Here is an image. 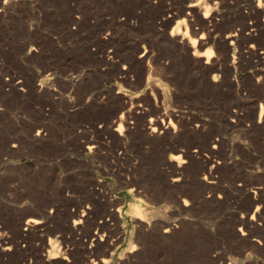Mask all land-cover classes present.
<instances>
[{"label": "rangeland", "instance_id": "1", "mask_svg": "<svg viewBox=\"0 0 264 264\" xmlns=\"http://www.w3.org/2000/svg\"><path fill=\"white\" fill-rule=\"evenodd\" d=\"M8 1L0 7V238L10 249L0 250V264H264V28L255 26L264 17L249 0ZM187 2L226 15L208 25L190 15L192 38L236 28L237 44L227 53L223 41L196 45L194 58L163 40L162 4L177 15L169 31ZM136 38L149 42L167 96L143 91L146 75L129 69ZM208 51L217 69L203 72ZM161 120L174 136L146 134ZM33 215L41 224L24 232L19 221ZM49 252L50 263L40 261Z\"/></svg>", "mask_w": 264, "mask_h": 264}, {"label": "bare ground", "instance_id": "2", "mask_svg": "<svg viewBox=\"0 0 264 264\" xmlns=\"http://www.w3.org/2000/svg\"><path fill=\"white\" fill-rule=\"evenodd\" d=\"M141 1V5H143V6H148L147 8H149V5H152V3H154L155 1H152V0H140ZM162 1V0H161ZM247 1V0H246ZM9 2V1H8ZM157 2V1H156ZM192 2V1H191ZM195 2V1H194ZM224 2V1H223ZM163 3V2H162ZM162 3H160V5L162 4ZM188 3V2H187ZM199 2H197V4H198ZM220 3H222V0H221V2ZM227 3V2H226ZM225 3V4H226ZM229 3H230V1H229ZM6 4L7 3H5L4 2V0H0V7L1 8H4L5 6H6ZM196 3H188L187 5H185L184 6V8L181 10V12L180 13H178V14H182L183 15V18L181 19V21H184V23L183 24H180L179 22H177L176 24H174L173 23V27L169 30V31H167L166 30V28L169 26V25H171V23H172V21L175 19V17L177 16L176 14H174L173 12H172V10H170V8L168 7V6H166L165 4H162V9H160L161 11H160V13H159V15L157 16V18H156V21H157V23L159 24V25H161V26H163L164 27V30H162L163 32L161 33L162 35L161 36H163V40H165V41H167V42H169L170 44L169 45H174L175 47H177V50H178V48L180 49V50H182V51H185V52H187V51H189L190 49H192V51H191V54L194 56V58L195 57H198V56H200V55H197V53H198V50H197V48H196V45L199 47V46H202V45H206V44H209V43H217V45H219L218 44V42L220 43V41H223L224 43H225V46H226V53L228 52V50H229V48H230V45H232V44H234L237 40H236V38H237V35H239L238 34V32H239V30L238 29H236V28H234V29H230L224 36H223V38L221 39L220 37H217V36H213L212 38H207V39H205L204 37H203V35H202V37L201 38H204V39H198L197 37L195 38H192L195 34H196V31L197 30H195V29H192V32L194 33L193 34V36H192V32L189 30V27H191V25H192V19H191V17H190V15H193L194 14V16H196V18L195 19H197V20H199V21H203V22H207V25L209 24L208 22L210 21H214V20H216L218 17H221V16H223V14H224V10L223 9H213V10H211V9H206V11L205 12H207L208 14L207 15H205V12L203 13L202 11H201V13H203V14H201L199 11H197L196 10V5H197ZM224 3H222V5H223ZM140 5V4H139ZM140 5V6H141ZM231 5V4H230ZM220 6V5H219ZM199 7H201V5H199ZM198 7V8H199ZM207 7V6H206ZM230 7V6H229ZM244 7V6H243ZM249 7H250V11H251V13H257V16H262V17H264V0H249ZM216 8H218L217 6H216ZM5 9V8H4ZM143 9H146V7L145 8H143ZM153 9V8H152ZM246 9V8H245ZM1 10V9H0ZM157 10V9H156ZM199 10V9H198ZM204 10H205V8H204ZM235 11V10H234ZM239 11H241V8L239 9ZM244 11V10H243ZM154 12V11H153ZM175 12V11H174ZM247 12V11H246ZM249 12V11H248ZM229 13V12H228ZM155 13H153V15H154ZM238 14V13H237ZM249 14H250V12L248 13V14H246V16L248 15L249 16ZM225 15V14H224ZM233 15V14H232ZM235 15V14H234ZM233 15V16H234ZM133 16V15H132ZM138 16V15H137ZM155 16V15H154ZM194 16H193V19H194ZM226 16V15H225ZM229 16H230V14H229ZM134 17H136V15L134 16ZM236 17H237V15H236ZM261 17V18H262ZM154 18V17H153ZM231 18V17H230ZM247 18V17H246ZM76 18H74V20H75ZM112 19V18H111ZM110 19V20H111ZM117 19V18H116ZM119 19V18H118ZM155 19V18H154ZM153 19V20H154ZM114 20V19H113ZM120 20V19H119ZM180 20V19H179ZM238 20V19H237ZM262 20V19H261ZM127 21V20H126ZM136 21V20H135ZM155 21V20H154ZM195 21V20H194ZM217 22H218V20H216ZM111 22V21H110ZM120 22H121V20H120ZM240 22V21H239ZM246 22V21H245ZM122 23V22H121ZM202 23V22H201ZM242 23V22H241ZM193 24H195L194 22H193ZM204 24V23H203ZM206 24V23H205ZM204 24V25H205ZM214 24V23H213ZM237 24V23H236ZM179 25V30L178 31H174V29H176L177 28V26ZM215 25V24H214ZM213 25V26H214ZM237 25H239V24H237ZM241 25V24H240ZM260 25H263V28H264V18H263V20H262V22L259 24H255V26H260ZM182 26L184 27V29H182ZM251 25H250V23L248 22L247 24H245V28H249ZM254 26V27H255ZM158 28V27H157ZM230 27L228 26V29H229ZM198 29V28H197ZM227 29V28H226ZM227 29V30H228ZM240 29V28H239ZM242 29V28H241ZM251 29V28H250ZM259 29V28H258ZM156 30H158V29H156ZM188 30L191 32L190 34H189V32H188ZM160 31V30H159ZM188 32V35H190V37H188V35H185V33H187ZM199 32V31H198ZM159 34V33H158ZM157 34V35H158ZM198 34V33H197ZM105 36V35H104ZM159 36V35H158ZM192 36V37H191ZM196 36V35H195ZM198 36V35H197ZM252 36V35H251ZM254 36V35H253ZM139 37V36H138ZM142 37V36H141ZM159 37H157V39H158ZM110 39V38H109ZM107 40V39H106ZM236 40V41H235ZM143 38H136V40H135V42L134 43H132L133 45L131 46V45H129V46H131L132 48H130L131 50H129L130 52H129V55L126 57V59L128 60V64H129V69L130 70H132V71H134L137 75H138V77H139V79H141L142 80V78H143V76H144V74L146 75V79H145V85H144V90L143 91H146V89H149L151 92H152V94L153 95H159L160 97L162 96H167L166 95V93H167V86H166V82H163L158 76L160 75V71L158 70V68H156L154 65H153V62H154V56L152 55V52H151V50H150V45H149V42H148V44L147 43H143ZM147 41V40H146ZM161 41V40H160ZM193 41H195L196 43L195 44H193ZM152 42V41H151ZM161 42H163V41H161ZM152 44V43H151ZM161 44V43H160ZM167 44V43H166ZM235 44H237V43H235ZM239 44V43H238ZM153 45V44H152ZM213 45H215V44H213ZM240 45V44H239ZM127 46V45H126ZM166 46H168V45H166ZM173 46V47H174ZM235 46V45H234ZM251 46V45H250ZM249 46V47H250ZM125 47V46H124ZM171 47V46H170ZM222 47V46H221ZM240 47V46H239ZM127 48V47H126ZM200 48V47H199ZM252 48V47H251ZM221 50H222V48H221ZM114 51V50H113ZM240 51V50H239ZM106 52V51H105ZM184 52V53H185ZM109 53H110V51H109ZM109 53H107V54H109ZM127 53V52H126ZM208 53H209V51L207 52V57H205L206 58V60L205 61H203V64H202V61H201V63H199V65H197V66H199V67H201V69L203 70V72H207V71H210V70H216L217 69V65L215 64L216 62H215V58L213 59L212 58V56L213 55H208ZM113 54V53H112ZM186 54H188V53H186ZM111 55V54H110ZM226 55V54H225ZM104 56H105V54H104ZM109 56V55H108ZM229 56H231V55H229ZM106 57V56H105ZM156 57V56H155ZM214 57V56H213ZM106 58H108V57H106ZM109 59V58H108ZM111 59V58H110ZM112 59H113V57H112ZM200 59V58H199ZM228 59V58H227ZM227 59H226V61H227ZM104 60H105V58H104ZM219 60V59H218ZM225 60V59H224ZM229 60V59H228ZM107 61V60H106ZM122 61V60H121ZM230 61V60H229ZM111 62V61H110ZM161 62V61H160ZM163 62V61H162ZM196 62V61H195ZM233 62V61H232ZM157 63V62H156ZM164 63V62H163ZM128 64H127V66H128ZM159 64V63H158ZM197 64V63H196ZM127 66H125V65H123V66H121V70H120V68H119V70H120V73L121 74H127L128 73V67ZM119 67V66H118ZM223 67V66H222ZM233 67V66H232ZM235 67V66H234ZM219 68V67H218ZM220 69V68H219ZM118 70V71H119ZM162 70H164V67H163V69ZM165 71V70H164ZM166 72V71H165ZM212 72H214V71H212ZM222 72V71H221ZM259 73V72H258ZM118 75H119V73H117ZM203 74H205V73H203ZM217 74V73H216ZM165 75H166V73H165ZM214 75V74H213ZM219 75V74H218ZM228 75V74H227ZM124 76H126V75H124ZM162 76V75H161ZM168 76V75H167ZM224 76V75H223ZM122 77V76H121ZM163 77H165V76H163ZM216 77H217V75H216ZM215 77V75L214 76H212V81L213 82H215L216 80H217V78L219 77H217L216 78ZM228 77V76H227ZM235 77V76H234ZM168 78V77H167ZM236 78V77H235ZM168 79H170V78H168ZM203 79H205V78H203ZM206 80V79H205ZM236 80V79H235ZM234 80V81H235ZM140 81V80H139ZM166 81V80H165ZM257 81H259V80H257ZM167 82H169L168 80H167ZM216 83H218V82H216ZM215 83V84H216ZM168 84V83H167ZM173 84V83H172ZM40 87H41V83L40 84H38ZM39 87V88H40ZM147 94V93H146ZM156 99V98H155ZM261 110V109H260ZM261 113H262V111H260ZM261 113H259V114H261ZM165 117V116H164ZM261 118V117H260ZM163 120V119H162ZM161 120V124L160 123H156V124H154V125H150L149 126V132L148 133H146V134H148L150 137L151 136H156L158 133H161V132H163V131H165L168 135H170V136H174V134H175V132H176V129H175V127L174 126H172L171 125V123H170V121H166V122H164V121H162ZM151 122V121H150ZM151 124V123H150ZM153 124V123H152ZM148 127V126H147ZM148 129V128H147ZM154 129H155V131H154ZM160 129H162V130H160ZM196 129V128H195ZM36 136H39L40 135V131H37L36 132V134H35ZM148 135H147V137H148ZM217 141H219L217 138H211V143H213V147H215L216 145V143H218ZM90 144V143H89ZM93 147V146H92ZM92 147L90 146V145H87L86 147H85V149H86V151H89V150H91L92 149ZM91 148V149H90ZM195 151V150H194ZM193 152V151H192ZM192 154V153H191ZM176 155V154H175ZM179 156H173V155H170L169 156V159H174V157H179V159L181 160L182 158H180V154H178ZM194 155V154H193ZM175 160V159H174ZM185 160V159H184ZM177 161H179V160H177ZM179 162H181V161H179ZM183 163V162H182ZM178 172H177V175H174V176H172V178H171V182H177V181H180V177L178 176ZM102 183H103V179L102 178H100V177H98V178H96L95 180H93L92 181V185H93V189L94 190H97L98 189V187L99 186H101L102 185ZM93 192V191H92ZM185 204V203H184ZM131 209L134 211V213H136L137 214V216H138V219H137V221H139V223H140V226H141V228L143 229V230H147L148 228H149V226H150V223L148 222V221H146L145 220V218H144V215L138 210V205H137V203H135V202H133L132 204H131ZM75 211V210H74ZM83 211V210H82ZM77 212H78V210H77ZM77 212H75L74 214H76ZM73 214V213H72ZM73 214V215H74ZM83 214V213H82ZM81 214V215H82ZM27 215V214H26ZM78 215V214H77ZM80 215V216H81ZM70 217V216H69ZM75 218V217H74ZM80 220H81V218H76V219H73V221H72V224L73 225H76L77 223H79L80 222ZM178 220L179 221H182L183 220V218L182 217H180V218H178ZM178 221V222H179ZM41 222H42V220L41 219H39L38 217H35L34 215L33 216H26L24 219H21V221H19V226H21L22 227V230L25 232V231H29V230H31L33 227H35V226H37V225H39V224H41ZM264 223V222H263ZM78 225V224H77ZM162 226L164 227V229H163V232H169L170 230H171V228H173L172 227V225L170 226V223H168V222H165L164 224H162ZM75 227V226H74ZM99 235H94V239L96 240V241H98V240H101V238H100V236L98 237ZM4 243L2 242V238H0V250H3V251H6V250H8V249H10V245L9 246H7V245H3ZM51 246V245H50ZM53 247V246H52ZM54 253H52V252H49L47 255H44V256H42V258L40 259V261L42 260L44 263H50V261H51V259L53 258V257H55L54 255H53ZM41 257V256H40ZM237 263V260H235V259H231V262L229 263V264H236ZM22 264V263H21ZM24 264V263H23ZM89 264H109V260L108 259H106V258H101V259H98L97 261L96 260H92V261H90V263ZM228 264V263H227Z\"/></svg>", "mask_w": 264, "mask_h": 264}, {"label": "snow or ice", "instance_id": "3", "mask_svg": "<svg viewBox=\"0 0 264 264\" xmlns=\"http://www.w3.org/2000/svg\"><path fill=\"white\" fill-rule=\"evenodd\" d=\"M4 2L5 3H7L8 2V0H4ZM198 2H201V0H198ZM208 13L207 12H205V15H207ZM180 24H183L184 23V21H180L179 22ZM179 30V25L177 26V28L176 29H174V31H178ZM185 35H187V33H185ZM196 42L195 41H193V44H195ZM212 53H211V51H209V53H208V55H211ZM197 55H202V53H197ZM154 131H155V129H154ZM174 159H179V157H174ZM185 203H187V201H185ZM51 242V241H50ZM53 247L55 248L56 247V245L53 243ZM55 254V253H54Z\"/></svg>", "mask_w": 264, "mask_h": 264}]
</instances>
